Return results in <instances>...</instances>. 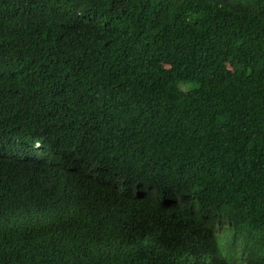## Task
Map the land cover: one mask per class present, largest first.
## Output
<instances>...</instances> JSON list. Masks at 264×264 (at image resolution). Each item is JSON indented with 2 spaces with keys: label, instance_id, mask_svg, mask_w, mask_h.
<instances>
[{
  "label": "trees",
  "instance_id": "trees-1",
  "mask_svg": "<svg viewBox=\"0 0 264 264\" xmlns=\"http://www.w3.org/2000/svg\"><path fill=\"white\" fill-rule=\"evenodd\" d=\"M0 264H264V0H0Z\"/></svg>",
  "mask_w": 264,
  "mask_h": 264
},
{
  "label": "clouds",
  "instance_id": "clouds-1",
  "mask_svg": "<svg viewBox=\"0 0 264 264\" xmlns=\"http://www.w3.org/2000/svg\"><path fill=\"white\" fill-rule=\"evenodd\" d=\"M15 142H16V144L13 146H18V145L21 146L20 140L18 138L15 140ZM12 143L6 144V145L11 146ZM41 147H42V145H41L40 141H37L34 143L35 149H40ZM23 150H24L25 154L27 155V151L24 147H23ZM103 167H105L104 164H101L100 167H98V165L88 164L87 167L85 168L82 176H81V179L88 181V182H91V183H94V184H97V185H100V186H103L104 190L109 189L115 193L123 194L129 185L124 180V178L121 176L122 171H118L119 175L117 176V178H114L110 173H108V174L104 173ZM72 176L76 177L74 174ZM106 181H110V183L108 185H106Z\"/></svg>",
  "mask_w": 264,
  "mask_h": 264
},
{
  "label": "rangeland",
  "instance_id": "rangeland-1",
  "mask_svg": "<svg viewBox=\"0 0 264 264\" xmlns=\"http://www.w3.org/2000/svg\"><path fill=\"white\" fill-rule=\"evenodd\" d=\"M189 85H186V86H184V88H187ZM228 233H231V232H228Z\"/></svg>",
  "mask_w": 264,
  "mask_h": 264
},
{
  "label": "bare ground",
  "instance_id": "bare-ground-1",
  "mask_svg": "<svg viewBox=\"0 0 264 264\" xmlns=\"http://www.w3.org/2000/svg\"><path fill=\"white\" fill-rule=\"evenodd\" d=\"M213 195V194H212ZM118 212V211H117ZM180 250V249H179ZM188 250V249H187ZM174 252V251H173ZM176 253V252H175ZM183 261V260H182Z\"/></svg>",
  "mask_w": 264,
  "mask_h": 264
}]
</instances>
